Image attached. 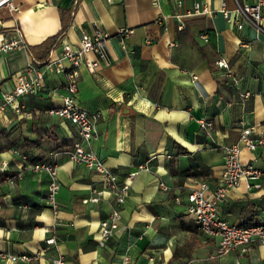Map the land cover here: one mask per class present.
Listing matches in <instances>:
<instances>
[{"label":"crops","instance_id":"1","mask_svg":"<svg viewBox=\"0 0 264 264\" xmlns=\"http://www.w3.org/2000/svg\"><path fill=\"white\" fill-rule=\"evenodd\" d=\"M178 1L12 0L13 10L0 7V41L16 30L25 46L0 51V102L15 72L59 29V11L64 20L71 11L61 40L74 46L79 31L92 28L108 34L107 62L77 72L76 102L98 114L88 148L118 177L139 164L148 168L130 181L118 208L120 227L102 247L96 245L98 222L114 203L95 172L59 156L52 212L42 201L47 177L22 167L76 139L68 122L43 113L58 106L64 93L63 77L46 71L36 94L16 98L22 104L18 113L0 109V163L18 174L12 184L0 179V264H48L56 255L66 264H122L124 256L125 264H233L236 251L216 256L215 238L195 229L183 205L197 182L212 188L221 168L220 146L235 143L240 127L264 132V37L245 23L236 29L225 22L220 0ZM222 1L225 9L233 7L232 0ZM194 3L211 15L186 16L177 30L174 14ZM120 27L132 30L122 48L115 34ZM57 50L58 44L47 56ZM217 59L226 69L215 65ZM198 119L210 122L208 132L197 127ZM239 159L262 170L260 186L247 190L241 181L229 188L216 214L236 226L264 222V149L240 148ZM157 182L168 189L160 190ZM90 188L101 192L97 202L82 203ZM47 238L53 243L45 244ZM21 254L36 255L28 262L8 259ZM243 263L264 264V248L250 246Z\"/></svg>","mask_w":264,"mask_h":264},{"label":"built area","instance_id":"2","mask_svg":"<svg viewBox=\"0 0 264 264\" xmlns=\"http://www.w3.org/2000/svg\"><path fill=\"white\" fill-rule=\"evenodd\" d=\"M233 7L228 10L224 8V3L220 0L218 11L225 22H231L236 29H240L242 24L249 25L257 34L264 37L263 9L264 0H232ZM176 5H179L177 0ZM0 7L13 10L12 0H0ZM211 10L203 5L194 3L190 10L184 13L174 14L175 28H183V18L189 15L210 16ZM157 19L156 21H160ZM132 33L130 28L120 27L115 34L118 44L122 48L125 37ZM13 36L0 41V51L5 52L13 48L25 49L24 44L17 36L16 30ZM203 36H200L202 38ZM108 34L98 28L89 31L80 30L77 42L74 46L59 40L58 50L54 56H47L43 61H36L29 55V59L24 66L15 72L13 76V86L9 92L3 93L0 102V109L5 106L10 107L18 113L22 104L16 98L25 95H34L41 87L43 75L46 71L60 74L63 79V95L61 102L56 107H51L43 111L48 116H54L65 120L73 126L76 134L75 141L70 147L49 151L46 158L35 163H24L28 172L43 173L47 177L43 203L52 210H55V195L58 190V183L55 176L59 156L74 164L95 172L99 176V181L112 196L113 207L105 218L99 220L97 229L96 245L102 247L105 240L119 229V206L123 202L132 178L139 170H148L144 164L137 165L133 170L126 172L122 177H118L113 171L107 168L104 163L88 148L89 142L93 138V124L98 117L97 113H89L79 107L75 99L77 72L80 66H84L88 71H93L101 61L107 62L104 53V44ZM53 50V49H52ZM88 54H92L96 59H89ZM218 68L226 69V62L223 59L214 61ZM228 76V73H225ZM247 96V93L240 94ZM197 127L208 132L210 122L198 119ZM240 148L248 151L264 149V132H256L250 127H240L235 143L220 146L222 154L221 168L214 178L211 189L205 181H199L195 186L188 188L185 194V213L192 218L195 229L202 235L215 238V255L219 256L234 249L236 256L233 264H244L243 257L248 248L258 245L264 248V222L251 223L241 226L232 225L216 214L217 205L224 199L225 192L229 188L243 182L247 190L257 189L260 186L263 172L252 163H243L239 159ZM11 153L18 155L20 160L25 161L26 156L17 150L11 149ZM9 173V172H8ZM5 171V163H0V179L8 184H12L18 177L17 173ZM160 190H167V185L157 182ZM100 191L90 188L88 195L81 199L82 203H96ZM178 203V198H174ZM53 239H45V244H52ZM36 254H21L19 256L9 255L11 261L19 260L28 262L35 258ZM127 262V258H122V264ZM48 264H66L62 256H53Z\"/></svg>","mask_w":264,"mask_h":264},{"label":"trees","instance_id":"3","mask_svg":"<svg viewBox=\"0 0 264 264\" xmlns=\"http://www.w3.org/2000/svg\"><path fill=\"white\" fill-rule=\"evenodd\" d=\"M63 14H64V12L62 10L59 11L60 26H59V29L57 30V32L54 35L48 37L46 40H44L39 45H37V50L34 52V55H35V58L33 57L34 60H36V61L45 60L48 53L54 47H56V45L59 43V40L62 38L63 33H64L66 27L68 26L69 22H70V16H71L72 12L69 11L68 14L66 13L68 15V18L66 20L63 19ZM204 31L207 32L208 28L205 29ZM178 32L180 33V31H178ZM197 50L200 53V55L202 56L203 55V49L201 47H197ZM155 85H158V82ZM182 151L183 150H181V153H182ZM172 255H174V252L172 253Z\"/></svg>","mask_w":264,"mask_h":264}]
</instances>
